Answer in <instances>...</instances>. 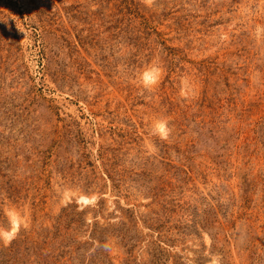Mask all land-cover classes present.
<instances>
[{"label": "rangeland", "instance_id": "1", "mask_svg": "<svg viewBox=\"0 0 264 264\" xmlns=\"http://www.w3.org/2000/svg\"><path fill=\"white\" fill-rule=\"evenodd\" d=\"M0 264H264V0H0Z\"/></svg>", "mask_w": 264, "mask_h": 264}, {"label": "bare ground", "instance_id": "2", "mask_svg": "<svg viewBox=\"0 0 264 264\" xmlns=\"http://www.w3.org/2000/svg\"><path fill=\"white\" fill-rule=\"evenodd\" d=\"M88 200H89V199H88L87 197H85V196H82V197H81V201L87 202ZM17 222H18L17 219H14V223H15V225H17ZM10 234H11V233H7L6 236L9 237Z\"/></svg>", "mask_w": 264, "mask_h": 264}, {"label": "clouds", "instance_id": "3", "mask_svg": "<svg viewBox=\"0 0 264 264\" xmlns=\"http://www.w3.org/2000/svg\"><path fill=\"white\" fill-rule=\"evenodd\" d=\"M146 86H147V82H146Z\"/></svg>", "mask_w": 264, "mask_h": 264}]
</instances>
